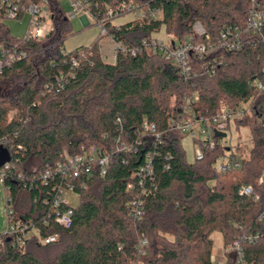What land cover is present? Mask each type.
I'll return each instance as SVG.
<instances>
[{
    "label": "trees",
    "instance_id": "1",
    "mask_svg": "<svg viewBox=\"0 0 264 264\" xmlns=\"http://www.w3.org/2000/svg\"><path fill=\"white\" fill-rule=\"evenodd\" d=\"M47 1L52 29L40 40H18L0 22V43L19 44L30 53L0 74V141L12 156L3 185L15 215L60 239L51 245L34 239L23 249L7 242L0 245V264H212L214 232L221 233L226 246L241 240L245 261L264 264V185H258L264 165V89L255 86V80L264 81V44L252 36L249 45L222 53L225 65L216 75L193 79H184L171 61L144 45L162 29L178 40L202 41L197 24L213 36L244 26L250 0H88L96 17L124 2L161 8L163 15L122 25L110 21L107 35L100 33L89 46L70 52L63 44L72 34L71 21L59 0ZM106 36L129 50H119L114 64L101 51ZM243 102L254 114L234 124L250 130L251 146H229L218 137L203 160L188 162L185 136L170 129V119L186 105L198 117H210L221 103L236 107ZM117 117L132 139L148 119L158 126L162 141L148 135L137 153L117 152L112 146L119 135ZM93 145L110 148V169L104 177L83 179L85 188L75 180L79 201L70 206L72 228L64 230L45 203L54 197L55 181L43 183L40 176L62 163L65 153L77 156ZM147 154L153 158L154 183L146 182L142 194L131 176ZM226 157L238 159L240 166L219 171ZM246 185L260 200L240 195ZM137 192L144 200L140 220L130 216ZM257 233L258 241L244 242ZM142 238L149 242L145 255L137 250ZM234 262L230 255L228 264Z\"/></svg>",
    "mask_w": 264,
    "mask_h": 264
},
{
    "label": "built area",
    "instance_id": "2",
    "mask_svg": "<svg viewBox=\"0 0 264 264\" xmlns=\"http://www.w3.org/2000/svg\"><path fill=\"white\" fill-rule=\"evenodd\" d=\"M71 2V9L66 12L68 20L73 21L80 16L85 17L88 21L93 20L102 35L108 34L107 23L113 22L119 16L130 14L134 17V20L145 22L158 20L163 15L161 8H149L135 2H124L119 7L108 9L104 14L100 13L96 17L92 13L90 1L72 0ZM26 15L30 17V29L23 38L17 39L26 41L40 40L38 37L40 25L47 17H51L48 1L0 0L1 23L5 24L7 20L20 19ZM196 32L200 37H203L202 41L188 38L178 40L168 35L173 38L168 43L152 38L145 41L144 45L147 49L171 61L179 69L180 75L184 79L197 78L200 74L213 77L225 65L222 53L234 52L249 45L252 42V36L259 37L261 43L264 44V3L262 0H250V9L244 26H230L222 30L217 36L207 33L202 26L200 30L196 29ZM119 50L129 52L121 43H116L115 61ZM131 54L135 55V51L132 50ZM29 55L30 53L19 44L0 43V74L13 67L17 62L27 59ZM73 62L76 65V62ZM60 86L63 88V83ZM255 86L257 89L263 90L264 81L255 80ZM253 114V108L250 103L244 102L236 107L221 103L218 112L210 117H198L196 112L186 105L177 117L170 119L169 126L172 131L180 132L193 140L198 147L195 151V159L203 160L205 152L214 150L217 146L216 139L218 137L216 132L227 133L236 120L251 118ZM115 124L119 135L112 140V146L117 152L125 154L137 153L139 146L148 135L156 141H162V133L159 131L158 126L148 121V119H144L141 129L133 139L129 134H125L121 117H117ZM5 145L6 142L4 140L0 141V151L6 149ZM18 149H21V147L19 146ZM63 156L64 161L58 163L54 169H47L43 172L40 180L43 183H47L53 178L55 181L53 186L54 197L51 201L46 200L45 203L51 204L50 218L54 216V221L60 228L69 230L73 226V211L70 208L73 205L68 203L67 198L72 194H77L75 180L81 181L79 184L80 188H85L86 183L82 182L83 179H90L95 175L99 177L106 176L111 166L112 151L107 146L98 147L93 145L77 156H70L68 153ZM11 162L12 156L11 161L0 168L2 180L7 178V172L12 168ZM239 166L240 161L238 159L226 157L224 160L219 161L218 169L225 172L232 167L237 168ZM131 177L138 180L139 188L142 189V194H145L144 185L146 182L154 183V165L151 154L146 155L144 163L132 173ZM258 185H264V165L258 179ZM128 188L133 190V184L129 183ZM142 194L139 192L134 193V197L130 202V216L133 219L140 220L144 216ZM240 195L253 197L256 201L260 200V196L255 193L252 185L242 186ZM6 204L8 211L7 227L0 236V245L10 242L13 247L23 249L27 242L34 239H38L43 245H51L59 241L60 235L58 233L43 235L40 228L32 220L25 221L15 215L9 199H6ZM62 206L67 207V209L62 210ZM262 218L264 219V214ZM44 224L48 226L49 222L45 221ZM260 236L259 233L246 235L244 242L252 243L258 241ZM148 245V239L142 238L137 246L138 252L141 255H145ZM230 255L234 256L235 264H250L245 261L241 240L235 241L230 246H226L223 240L218 253L213 252L211 262L212 264H228Z\"/></svg>",
    "mask_w": 264,
    "mask_h": 264
},
{
    "label": "rangeland",
    "instance_id": "3",
    "mask_svg": "<svg viewBox=\"0 0 264 264\" xmlns=\"http://www.w3.org/2000/svg\"><path fill=\"white\" fill-rule=\"evenodd\" d=\"M72 0H59L61 6L65 12H68L71 9V2ZM134 17L130 14H126L123 16H119L113 20V24L115 25H122L133 21ZM5 24L10 29L11 36L21 39L23 38L27 32L29 31L30 27V17L24 16L23 18L16 19V20H7ZM72 26V34L66 39L63 44V49L65 51H73L83 46H89L93 43L101 33L98 26L95 25V21L90 20L88 21L85 17L80 16L77 19L71 21ZM52 29V21L50 17H47L43 20L42 24L40 25V31L38 37L41 39L45 35H47ZM197 30L201 29V25L197 24ZM154 39L161 40L165 43L170 42L173 38L168 36L165 33V30L162 29L159 33L153 34L152 36ZM101 49L104 53H108L106 56V62L112 64V60L110 56L116 48L115 41L109 37H103L101 40ZM227 137L224 139V142L227 143L229 146H235L238 143H243L246 146H251V133L247 127H240L233 123L231 129L227 132ZM183 147L186 152V158L188 162H193L195 160V151L198 149L197 145L191 140L188 136H185L183 140ZM68 203L73 206L78 205V195L72 194L67 198ZM7 204H6V194L5 188L3 185V180L0 175V236L4 233L7 227ZM211 239L214 242V253H218L219 248H221L223 244V237L221 233L214 232L211 235Z\"/></svg>",
    "mask_w": 264,
    "mask_h": 264
},
{
    "label": "water",
    "instance_id": "4",
    "mask_svg": "<svg viewBox=\"0 0 264 264\" xmlns=\"http://www.w3.org/2000/svg\"><path fill=\"white\" fill-rule=\"evenodd\" d=\"M216 136L219 138H226L227 133L216 132ZM10 161H11V155L9 151L6 149H2L0 151V168Z\"/></svg>",
    "mask_w": 264,
    "mask_h": 264
},
{
    "label": "crops",
    "instance_id": "5",
    "mask_svg": "<svg viewBox=\"0 0 264 264\" xmlns=\"http://www.w3.org/2000/svg\"><path fill=\"white\" fill-rule=\"evenodd\" d=\"M101 51H102V49H101ZM102 54H103V56L105 57V61H107L106 60V56H108V53H104L103 51H102ZM111 56H110V59L112 60V64H114L115 63V50L113 51V52H111Z\"/></svg>",
    "mask_w": 264,
    "mask_h": 264
}]
</instances>
